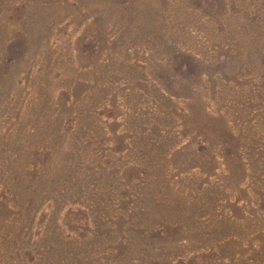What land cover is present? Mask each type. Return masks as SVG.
Listing matches in <instances>:
<instances>
[{
    "label": "rangeland",
    "instance_id": "rangeland-1",
    "mask_svg": "<svg viewBox=\"0 0 264 264\" xmlns=\"http://www.w3.org/2000/svg\"><path fill=\"white\" fill-rule=\"evenodd\" d=\"M0 264H264V0H0Z\"/></svg>",
    "mask_w": 264,
    "mask_h": 264
}]
</instances>
